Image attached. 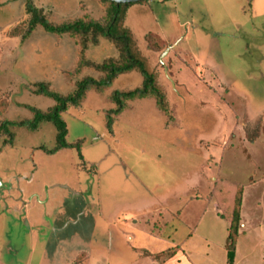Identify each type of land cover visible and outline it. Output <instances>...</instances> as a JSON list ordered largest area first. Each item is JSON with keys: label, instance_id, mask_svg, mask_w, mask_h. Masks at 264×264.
I'll return each instance as SVG.
<instances>
[{"label": "rangeland", "instance_id": "obj_1", "mask_svg": "<svg viewBox=\"0 0 264 264\" xmlns=\"http://www.w3.org/2000/svg\"><path fill=\"white\" fill-rule=\"evenodd\" d=\"M25 2L0 0V125L31 119L24 106L46 111L53 105L51 99L31 94L29 84L49 82L52 90L66 94L77 82L66 75L75 64L74 41L39 26L24 36ZM32 2L54 22L103 15L97 0ZM126 5L113 29L128 37L134 55L156 74L175 124L167 126L155 102L143 99L121 114L115 136L107 132L104 112L114 106L108 95L137 87L142 79L132 72L115 78L101 95L88 93L80 110L63 115L66 142L80 141V153L64 149L48 155L55 146L50 124L37 132L11 128L12 146L5 144L9 136L0 137V264L131 261L133 254L121 252L118 238L109 249L101 231L94 239L87 230L71 231V224L60 231L72 214L86 217L84 211L92 225L94 202L101 213L108 188L116 198L128 199V186H139L140 197H146L121 216L120 221L126 215L125 236H132V247L155 253L138 264H176L167 251L172 242L165 222L158 223L159 233L153 236L148 231L158 219L147 215L162 211L170 224L176 211L193 214L195 207L200 213L188 222L192 236L183 245L189 252L186 263L225 264L229 224L216 213L230 216L238 187L242 204L235 261L264 263V0ZM116 55L105 39L86 51L93 63ZM84 74L97 76L88 70ZM179 192L181 198L198 196L207 203L183 207L186 200L177 204L173 198ZM129 215L138 217L132 221ZM186 215L175 220L177 227ZM98 225H103L100 218Z\"/></svg>", "mask_w": 264, "mask_h": 264}, {"label": "trees", "instance_id": "obj_2", "mask_svg": "<svg viewBox=\"0 0 264 264\" xmlns=\"http://www.w3.org/2000/svg\"><path fill=\"white\" fill-rule=\"evenodd\" d=\"M149 1V0H147ZM103 15L100 19L75 17L58 22L51 21L42 9L36 8L32 0H26L24 5L27 18V28L24 36L31 34L36 27H41L44 32L54 36H68L74 41L76 58L74 67L66 72V75L77 79L73 92L60 94L52 90L49 82H36L28 86L31 94L43 96L53 101V105L46 111L34 107L24 106L32 115L31 119L17 121H3L0 130L9 136L5 144L12 146L13 134L10 129L22 128L28 132H37L42 124H50L55 129V146L49 150L48 155L64 149H75L80 151V141L75 145L66 142L67 129L63 115L70 110H80L90 92L103 94L118 76L138 73L141 83L133 89L113 90L108 95V100L114 105L112 109L104 112L105 128L108 133L113 134V129L121 114L129 107V104L143 99H152L156 108L166 118V125L172 126L175 121L171 115L169 104L162 88L157 82L156 74L149 72L144 64L131 51L130 43L126 35L115 33L113 27L122 6L116 5L109 0H97ZM100 39H105L116 49V57L105 58L100 63L90 62L86 57V51L91 46L98 45ZM93 71L96 77L84 74ZM6 136V137H7ZM80 153V152H79ZM242 188L238 187L235 195L233 209L230 216L218 215L220 219L228 222V235L226 239V264H233L237 240L240 235V211L242 204Z\"/></svg>", "mask_w": 264, "mask_h": 264}, {"label": "crops", "instance_id": "obj_3", "mask_svg": "<svg viewBox=\"0 0 264 264\" xmlns=\"http://www.w3.org/2000/svg\"><path fill=\"white\" fill-rule=\"evenodd\" d=\"M75 58H76V56H75ZM75 58H73L74 63H75ZM215 66H216V64H215ZM217 74L219 75L218 72H217ZM227 85L229 87L230 83ZM236 93L238 95H241L242 97H244L240 92L236 91ZM137 187H138V190H134L132 187H129V186L125 189L126 190L125 192L130 195V197L128 199H125L124 197L116 198L114 196V193H111V190L108 188L107 192L109 195H107V197L104 198V200L101 199V202H102L101 206L104 207V209L102 208L103 209L102 212L100 213L99 209H97V206H100L97 201L94 202L95 203L94 212L90 211V214H91L90 216H91V219L93 221L92 225H91L90 219L88 217L89 213H87V211H84L83 213L86 215V217H83L82 214H72V216H71L72 218L71 217L68 218L67 222L65 224H63V226H61L60 231L63 232L64 229L67 228V227H65L66 224H68V226L71 224V226L73 227L70 229L71 231L74 230V232H76L75 229H79V231L84 233L87 230V231H89V238H93V239L95 236H98L97 234L101 231L102 237L106 238L107 247L109 249L113 248V245L115 243L114 239L118 238V239H120L119 246H120V244H122L121 252L123 254H129V255L133 254L134 257L131 261H129V260L123 261V262H120V264H138V262H140V261L148 260L147 258H145L147 256H144V255H147L148 253L149 254H155V253H152V252L148 251L147 249H142V248L139 249V248L132 247L130 245L132 243V236H125V230L124 229H125V225L127 223L126 215H125V218L120 221L121 216L125 212L130 213L129 207L136 206L137 204H140L142 199H144V197H146V196L140 197L141 196L140 195L141 189L139 186H137ZM126 193L123 196H125ZM181 197H184V195L179 192V194L175 195L173 198L177 204L179 203L180 200H186V202L183 204V207H187V206H190L192 204H197L196 202H200V201L204 204L207 203L203 199H199L198 196H193V197L187 196L186 198H181ZM184 209L185 208H183V210ZM202 210L203 209H201V211ZM157 212L158 211L155 210L153 215H147L148 218L152 219V217L154 216V218L158 219L156 222H153V225H152L151 229H149L148 234H151L154 236L155 234L159 233V232H157L158 229L156 228V226L159 227L158 223L161 224L160 222H165L163 224L165 225V227H167V230H168L167 231L168 232L167 238L171 239V242H172V247L168 248L167 251H169L170 254H172V257H173L172 259L176 262V264H180V263L181 264H191L190 262L186 263L188 260L186 253L189 254V252L185 253L183 245L185 243H187V240L192 236V233H190L191 227H190V224L188 222L194 220V217L200 213L199 207H195L193 214L190 212H187V211L184 213H182V212L180 213V211H176L174 213V215H171L172 217L170 220L171 221L170 224H167V222L164 220V216H163L164 213L162 211L160 213H157ZM185 213L187 215L185 216L184 220L176 221L180 224V226L177 227L175 224V220H178L179 217L181 219ZM136 217H138V216L133 215V216H130V219L132 221H134L136 219ZM216 217H218L217 213H216ZM98 218L101 219V223L103 224L102 227L99 225L96 226V224L98 223ZM94 222H95V226H94ZM148 222L150 223V221H148ZM122 225H124V226L121 227ZM161 225H160V227H161ZM55 227L56 226H54L52 229L55 230ZM241 227H243V225ZM183 230H184V234L181 235V231H183ZM69 235H70L69 238H71V234H69ZM175 240H176V242H175ZM238 240H239V238H238ZM238 240H237V244H238ZM237 244H236L235 259H234L233 264H239V263H236V261H235L236 260V253H237ZM124 247H126L125 253H124ZM254 248L255 247H251V251L254 250ZM177 256H180V260H178L179 262H177L175 260V258ZM166 264H168V262ZM248 264H264V263L250 262Z\"/></svg>", "mask_w": 264, "mask_h": 264}, {"label": "water", "instance_id": "obj_4", "mask_svg": "<svg viewBox=\"0 0 264 264\" xmlns=\"http://www.w3.org/2000/svg\"><path fill=\"white\" fill-rule=\"evenodd\" d=\"M109 1L113 2L116 5H126V4L140 3L147 0H109Z\"/></svg>", "mask_w": 264, "mask_h": 264}]
</instances>
